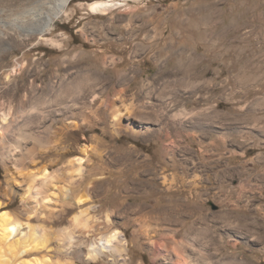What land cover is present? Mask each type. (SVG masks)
<instances>
[{"label": "rangeland", "instance_id": "rangeland-1", "mask_svg": "<svg viewBox=\"0 0 264 264\" xmlns=\"http://www.w3.org/2000/svg\"><path fill=\"white\" fill-rule=\"evenodd\" d=\"M32 1L0 0V84L9 76L11 90L22 95L23 86L34 80L47 98L71 85L70 103L63 105L60 114L56 108L53 111L55 129L62 132L56 147L66 146L68 151L54 153L50 159L58 158L62 165L83 156L84 147L98 146L102 157L92 151L85 166H100L98 175L106 177L107 193L93 202L100 210L114 208L118 216L130 205L167 207L177 216L173 223L166 219L163 226L181 229L178 240L186 236L194 244H206L205 253L220 262L230 255L236 264H264V131L251 125L248 134L238 138L240 142L230 140L235 122L231 125L228 117L236 109L242 111L239 103L245 96L264 99V0H129L122 1L128 6L111 9L105 16L91 11L88 4L109 0H72L70 15L59 19L39 41L25 36L30 28L21 15ZM240 67L254 70L248 73L252 80L251 76L245 82L236 79ZM87 75L94 85L80 98L78 81ZM92 92L102 100L117 95L116 104L146 110L149 114H142L150 119L125 116L123 130L115 129L118 132L112 108L102 107L106 114L85 119L82 106L87 103L96 109L102 102ZM166 100L173 104L159 109ZM219 112L227 118L215 121L212 116ZM260 114L264 116V110ZM132 128L141 132L149 128L150 133L135 134ZM39 160L43 166L46 155ZM242 182L247 183L246 189L240 187ZM5 185L0 158V186ZM23 193L18 190L4 200L3 209L20 212ZM177 200L180 206L168 203ZM194 205L197 210H191ZM73 208L56 228L67 225L81 210ZM229 212L227 220L224 215ZM243 216L246 223L239 221ZM114 219L130 240L128 264H178L164 247L169 229L153 234L158 227L149 228L148 242L134 237V226L125 230L123 216ZM192 227L213 228L210 235L221 240L211 244L209 237L186 235Z\"/></svg>", "mask_w": 264, "mask_h": 264}, {"label": "bare ground", "instance_id": "bare-ground-1", "mask_svg": "<svg viewBox=\"0 0 264 264\" xmlns=\"http://www.w3.org/2000/svg\"><path fill=\"white\" fill-rule=\"evenodd\" d=\"M71 1L33 0L29 3L31 5L29 8L24 6L25 11L23 13L21 11V15L24 16V21L28 23L30 28V31L25 36L30 38L35 37L38 41L42 40L46 34L54 30L55 24L59 19L70 15L68 8ZM122 1L129 0L96 1L89 3L88 8L93 12L105 16L111 9L128 6V4ZM207 16L209 18L210 13ZM208 24L206 22V25ZM50 41L54 42V40ZM162 68L165 69L164 67ZM186 69L189 70L190 67L189 69L186 67ZM9 81V76H6L0 84V158L6 172V185L0 186V264H128L126 255L130 250V240L126 231L116 227L115 215L116 217L123 216L125 218L123 223H121L125 230L130 226L135 227L134 237L136 239H139L141 236L148 242H151L148 229L154 225L158 228L153 230V234L156 230L165 231L169 229L167 231L170 233L166 237H163L165 240L164 247L167 253L170 252V254L176 257L175 261L178 264H236L230 255L226 256L221 262L217 257H213L214 255H207L205 253L206 244H203V246H200L199 242L194 244L186 236L178 240L177 237L182 231L181 229L173 228L172 226L170 229L169 226V228L167 226V228H164L163 226V224H166L164 222L166 219L172 221L173 216H177L170 214L167 207H161L158 210L155 206L147 207L143 204L140 206L130 205L127 207L125 213H120L118 216V212L114 214V208L108 211L100 210V207L93 202L94 197L107 193L106 177L98 175L101 169L100 166L96 164H93L91 167L90 165L85 166L90 161L88 157L92 154V151L99 154L96 156L100 157L102 155L99 147L97 146L93 149L84 147L83 156L69 159L62 165L59 164L60 159H50V156L54 153H67L68 151L66 146L56 147L62 141V132L55 129L56 119L54 118L55 113L53 111L56 108L57 113H61L63 105H67L68 102L70 103L71 100L69 99L74 92L70 91L69 86L71 85L67 86L69 81L64 83L67 86L63 88L65 90L59 94H53L52 92L53 95L50 96V93L49 98H47L44 92L39 90L34 80L23 86L24 91L22 95L19 90H11ZM183 82L185 83V81ZM92 84V77L89 75L78 81L79 88L77 92L79 94H77L80 98L86 96V93L91 92ZM205 84H207L206 81ZM93 97L95 100L101 99L100 95L98 96L97 94ZM118 98L119 96L116 95L114 100L112 98L101 99L102 102L96 109L84 103L85 105L82 107L85 110L80 109V114L85 119L97 115L103 116L106 109L112 108L114 130L120 128L123 130L122 121L125 116L140 120L150 119L143 116L142 113L149 114L145 109H143L145 111H142L133 105L130 107V105L116 104ZM72 101L76 103L75 105L78 104L76 99ZM167 101L170 100L163 101L162 104L165 105L160 106L159 109L165 110L173 104ZM102 107H106L104 111L101 109ZM75 109L72 108V110ZM221 114L219 112L212 117L216 119L215 121H220L223 118ZM210 118L208 116L204 117V119ZM132 131L135 134L150 133L149 128L142 132L139 129L132 128ZM157 132V130L154 131V133ZM95 141L98 142L100 140L95 138ZM41 154H45L47 158L43 166H39L42 163L39 160ZM54 166L56 168L52 170L51 167ZM88 178H91V180H88ZM246 184L242 182L240 187L246 189L248 187ZM18 190L24 192L22 196V210L20 212L10 209L4 210L3 208L6 206L4 200L11 199L12 195ZM80 191L85 192V195L79 196L78 193ZM168 203L180 206L179 200L176 202L169 201ZM122 205H117L115 208L117 209V207ZM73 207L80 208L81 210L67 221V225L56 228V225L63 223L70 212L75 209ZM190 208L191 210H197L198 206L194 205L190 206ZM231 215L232 213L230 212L226 213L224 218L227 219L226 217ZM219 218L223 219L222 216H219ZM244 218V216L243 218L239 217V221H244ZM22 227L25 228V232H22ZM212 232L213 228L207 227L205 229H195L193 227L186 229V235L192 234L194 236L195 234L196 237L203 235L206 238L209 237L207 240H210V243L214 241L220 242L221 238L218 240V236L216 238V236L210 235ZM259 235L262 237L261 234ZM205 237L204 239L206 240ZM36 239H39V243L37 244L34 243ZM228 241L232 245L230 240ZM207 243L209 242L207 241ZM213 245L216 244L214 243ZM40 254L43 255L38 256ZM170 254L168 253V255ZM138 264H142V262Z\"/></svg>", "mask_w": 264, "mask_h": 264}, {"label": "crops", "instance_id": "crops-1", "mask_svg": "<svg viewBox=\"0 0 264 264\" xmlns=\"http://www.w3.org/2000/svg\"><path fill=\"white\" fill-rule=\"evenodd\" d=\"M254 71L251 67H240L239 68V73L236 74L237 76V80L240 82H245L250 78L251 75L248 76V73ZM263 71V70H262ZM253 78V75L251 76V80ZM246 98H244L243 102L241 101L239 103L240 105V112H238V110L236 109L235 112H230L228 113V117H229V121L231 123V125L234 123V130L230 131L229 135H230V140L232 139L233 141H235L237 139V142H240V140H238V138L241 139L242 135H247L248 131L247 129H250L251 125H256L259 126V129L261 131H264V116H261L260 114V110H264V99H261L260 101H253L251 98H249L250 100H247V96H245ZM238 104L235 105V107L237 108V106H239ZM223 116V114H221V117ZM224 117V116H223ZM225 118V117H224ZM222 119V118H221ZM221 121V120H220ZM244 125L241 127L238 125ZM253 128H256L255 126H253Z\"/></svg>", "mask_w": 264, "mask_h": 264}]
</instances>
